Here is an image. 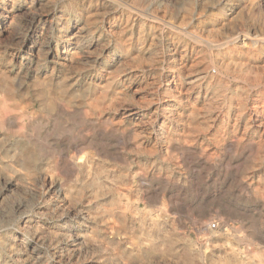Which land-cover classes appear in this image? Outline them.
Returning a JSON list of instances; mask_svg holds the SVG:
<instances>
[{
	"label": "rangeland",
	"instance_id": "374dc122",
	"mask_svg": "<svg viewBox=\"0 0 264 264\" xmlns=\"http://www.w3.org/2000/svg\"><path fill=\"white\" fill-rule=\"evenodd\" d=\"M0 264H264V0H0Z\"/></svg>",
	"mask_w": 264,
	"mask_h": 264
},
{
	"label": "built area",
	"instance_id": "2783aa9c",
	"mask_svg": "<svg viewBox=\"0 0 264 264\" xmlns=\"http://www.w3.org/2000/svg\"><path fill=\"white\" fill-rule=\"evenodd\" d=\"M208 228L215 229L216 228V224L215 223H210V224H208Z\"/></svg>",
	"mask_w": 264,
	"mask_h": 264
},
{
	"label": "bare ground",
	"instance_id": "6f19581e",
	"mask_svg": "<svg viewBox=\"0 0 264 264\" xmlns=\"http://www.w3.org/2000/svg\"><path fill=\"white\" fill-rule=\"evenodd\" d=\"M5 108V107H4Z\"/></svg>",
	"mask_w": 264,
	"mask_h": 264
}]
</instances>
